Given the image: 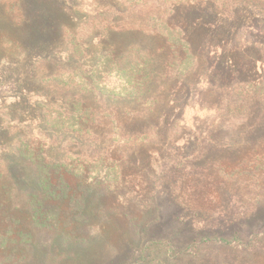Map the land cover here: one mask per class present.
Segmentation results:
<instances>
[{"label":"rangeland","instance_id":"rangeland-1","mask_svg":"<svg viewBox=\"0 0 264 264\" xmlns=\"http://www.w3.org/2000/svg\"><path fill=\"white\" fill-rule=\"evenodd\" d=\"M223 2L225 11L210 2L198 10L182 4L173 12L166 10L169 5L158 6L159 2L147 5L150 11L165 14L173 25L184 27L194 50L201 58L209 56L212 63L202 62L195 75L190 72L177 80L166 72L169 51L156 53L154 72L160 86H150L145 97L162 103L153 108L146 102L119 99L113 107L118 111L119 132L146 133V137L126 147V163L118 151L124 147L119 137L105 136L95 147V152L110 148L120 158L117 162H124L123 173L116 169L97 173L95 165L88 174L53 175L52 186L46 189L43 179L13 150L5 126L12 125L11 120L36 121L37 104L52 89L48 78L59 70L90 67L113 47L136 43L156 50L164 40L139 31L99 27L104 16L98 12H142L137 0H0V112L5 108L11 117L5 126L0 120V144L14 164L20 186L14 205L4 208L9 214L0 221V264H165L167 259L169 264H185L192 259L172 258L170 249L183 250L210 235L264 234V109L259 100L250 103L253 93L264 97L260 95L264 91V12L242 7L232 14L234 0ZM257 2L262 7L264 0ZM12 12H18L17 17L10 16ZM193 13L197 21L209 24L195 28V33L190 25ZM26 18L35 23L34 29L47 28L43 44L18 49L2 40L9 34L28 39L32 31L20 27ZM63 25L79 31L80 36H69V42L85 38V54L75 57L64 37L54 39L59 37L54 30ZM233 47L250 49L256 57L255 70H247L245 56H222ZM249 82L261 89L244 86ZM180 87L188 89L183 92ZM242 100L250 105L241 117L225 119L218 130L212 127L227 111L237 112ZM197 130L211 131L214 140L204 139L206 134L198 144ZM55 138L59 144V135ZM87 164L91 163L83 165ZM245 167L249 169L243 171ZM62 180L70 187L61 186ZM71 216L75 221L68 228ZM222 251L212 245L192 261L221 260ZM226 262L264 264V250L229 252Z\"/></svg>","mask_w":264,"mask_h":264},{"label":"trees","instance_id":"trees-1","mask_svg":"<svg viewBox=\"0 0 264 264\" xmlns=\"http://www.w3.org/2000/svg\"><path fill=\"white\" fill-rule=\"evenodd\" d=\"M138 2L142 4V12H134L132 15L131 12H98L97 14H100L99 17L104 16V24L99 25V27H102V30L105 31H139L151 36L161 37L164 40L163 46H159L156 50L135 45L136 43L122 48L121 46L113 47L108 52L100 54L96 63L90 67L76 65L72 69L59 70L48 78L52 82V89L44 94L43 101L37 104L40 109H37L38 113L35 122L21 119L11 120L13 124L5 126L4 121L7 118L11 119L9 111L3 108L0 112L1 123L13 138V150L26 163L27 167L32 170L35 176H40L43 179V187L46 189L52 186L49 180L53 175L61 177L66 173L83 174L85 172V174H88L89 168L95 165H97V173L110 169H116L119 174L123 173L124 162H127L126 147L130 146L132 142L145 138L146 133H124L122 130L119 132L121 128H119L117 122L116 113L118 111L113 107L118 105L117 101L119 99L146 102L145 104H150L153 108H157L162 103L158 98L152 97V100H150V97H145L150 86L155 84L160 86V78L154 72L156 53L169 51L171 55L167 59L166 72L168 77L177 80L183 79L190 72L195 75L198 71V66L202 62L206 64L208 62L212 63L209 56L201 58L198 50L197 52L194 50L195 44L184 27L173 25L165 14L152 12L147 5L154 4L153 6H155L159 2L158 6L169 5L170 7L166 10L173 12L175 7H180L182 4L189 6L190 9L198 10L199 6L201 7L203 4L210 2L213 3L212 6L214 8L218 7L225 11L227 9L223 0H137ZM134 6L136 7V3H134ZM242 7H251L253 10L261 8L260 11L264 12V3H262V8L257 0H234L230 13L237 12ZM17 14L18 12H12L10 16L17 17ZM196 21L197 18L193 13L190 25L194 33L195 28L197 30V28L201 29L209 25L206 21ZM25 26L30 27V29L25 28ZM20 27L32 31L28 39L20 36L13 38L9 34L4 36L2 40L18 49L25 48L35 42L40 44L45 42L47 28H43L40 25L37 29H34L35 23L30 18H26ZM54 31L59 34V37L54 39H62L64 37L75 57H80L86 53L88 45L83 42L85 38L77 42L76 40L71 42L68 40L69 36H80L79 31L74 33L64 25ZM218 36L222 37L220 33H218ZM206 43L210 42L207 41ZM234 53L246 57L245 62L247 63L248 71L255 70L256 57L254 58V54H252L250 49L233 47L227 53H223L222 56L234 57ZM197 58L200 59L197 61ZM244 86L256 87L252 85V82L245 83ZM259 86L257 85L256 88L259 89ZM261 86L264 90V82H262ZM179 89L186 92L188 88L180 87ZM189 91L191 92V89ZM260 95L264 96V91ZM251 98L250 103L259 100L262 102V108L264 109V97L253 93ZM242 102L243 100L240 102L237 112L235 110L227 111L223 114L224 119L213 123L212 127L218 130L220 125H222L221 122L225 119L241 117L246 111V107L250 105H243ZM10 111L13 115V108ZM109 126H112L111 130L108 128ZM35 128L39 132L34 133ZM210 132L201 134L197 130L195 138L198 144L200 139L206 134L207 136L204 139L214 140L215 136L211 135ZM56 135H59L60 139L57 140L59 144L55 141ZM109 135L119 137L120 144L124 146V149L118 150L122 154L120 158H125L122 164L117 162L120 158L114 152H110V148L95 152V147L103 142L105 136ZM156 135L161 137V134L156 133ZM116 146L120 145L114 144L112 147ZM1 147L3 146L0 144V150L3 151H0V221L2 216L9 214L8 210H4L5 206L14 205L15 194L20 191V186L15 176L17 174L13 167L14 164L5 149ZM89 149L94 151V153L89 152ZM55 151L62 153L58 154ZM69 156L75 158L70 159ZM73 160H82V162L76 163ZM109 162H113V165L109 166ZM84 163L91 164L84 166ZM219 167L227 175L226 168L221 166V164ZM240 167H244V164L242 163ZM248 169V167H245L243 171ZM60 185L70 187V183L64 180L60 182ZM53 197L57 198V196ZM71 203L72 199L70 197L67 200V204L70 206ZM74 221V216L69 217L67 220L68 228L74 224ZM212 245L224 251L221 260L215 259L200 263L192 261L199 258L203 250L210 249ZM170 250L172 258L177 259L188 256V259H192L185 264H229L226 262L229 252L254 254L264 250V234L256 232L252 237L248 238L241 237L238 232L233 233L230 237L210 235L198 242H192L183 250L175 248ZM229 256L230 254L228 258ZM165 262H167L165 264H169V259Z\"/></svg>","mask_w":264,"mask_h":264}]
</instances>
